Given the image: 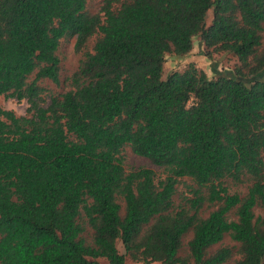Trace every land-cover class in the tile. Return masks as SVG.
Instances as JSON below:
<instances>
[{"label": "trees", "instance_id": "1", "mask_svg": "<svg viewBox=\"0 0 264 264\" xmlns=\"http://www.w3.org/2000/svg\"><path fill=\"white\" fill-rule=\"evenodd\" d=\"M116 2L0 0V94L30 104H0V264H227L232 247L210 251L226 235L233 264H264V0ZM74 37L72 88L44 105L39 82L60 81ZM196 37L209 57L233 54V73L190 63L164 78L167 54ZM126 146L166 175L128 171ZM183 178L193 197L176 206Z\"/></svg>", "mask_w": 264, "mask_h": 264}, {"label": "rangeland", "instance_id": "2", "mask_svg": "<svg viewBox=\"0 0 264 264\" xmlns=\"http://www.w3.org/2000/svg\"><path fill=\"white\" fill-rule=\"evenodd\" d=\"M117 0L115 3V7L117 8L120 3ZM105 0H89L88 3V11L91 13L101 12V9L104 5ZM213 19V10H209L207 15V25H210ZM96 40V36L93 37L87 47V50L92 51L94 42ZM76 38H70L63 40L58 54L61 59L62 69H61V77L58 83L53 82L52 80L45 79L41 80L39 83L43 87V98L44 105H48L50 99L53 95H61L72 88L71 86V76L78 68L81 59L83 58V52H78L76 50ZM190 63H194L199 69L205 71L210 78H214L219 74H231L235 66L238 64V59L230 53H216L213 52L211 57L207 54V49L204 46V43L201 41L200 37H196L194 39V48L188 55L178 56L174 53H168L166 56V62L164 65V78H166L173 71H183ZM260 78H264L263 75L259 76ZM34 76L30 78L32 80ZM0 104L6 108L13 110L17 115H26L27 109L30 106L27 99L19 100L16 97L6 96L0 94ZM125 167L128 171L133 169H138L140 167H147L153 169L158 177H164L166 175L165 170L153 164L148 158L142 157L134 153L131 147L126 146L123 150ZM192 180L188 178H183L181 182L178 184L177 192L175 194V204L176 206L185 204L186 198L193 197L192 188L193 186ZM230 192L235 193L239 192L241 194H245L247 191V183L235 185L231 182L228 183ZM122 204H124L122 202ZM186 205V204H185ZM216 207L212 206L208 202H206L201 210L204 216H208L209 213L214 210ZM256 214H262L261 208L257 207L255 209ZM229 217L231 219H235L236 216L232 212ZM87 239L90 240V231L87 229L85 232ZM192 238V232H189L184 237L183 248L180 251L181 255L186 256L188 254L187 244L189 240ZM118 249L121 253L126 254L125 248L121 241L117 243ZM221 246H230L234 251L233 257L227 262V264H233L236 259L240 258L239 243L234 241L229 235H226L222 242L213 246L210 251H215ZM126 262L125 264H161V262H143V261H135L126 254Z\"/></svg>", "mask_w": 264, "mask_h": 264}]
</instances>
